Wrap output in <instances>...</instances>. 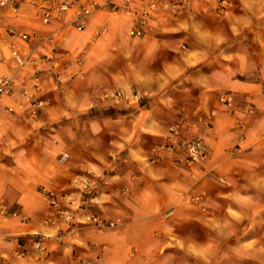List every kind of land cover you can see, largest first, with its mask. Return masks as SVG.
Instances as JSON below:
<instances>
[{
	"label": "crops",
	"instance_id": "0c3cea01",
	"mask_svg": "<svg viewBox=\"0 0 264 264\" xmlns=\"http://www.w3.org/2000/svg\"><path fill=\"white\" fill-rule=\"evenodd\" d=\"M61 1L0 5V264H264V0Z\"/></svg>",
	"mask_w": 264,
	"mask_h": 264
},
{
	"label": "built area",
	"instance_id": "2783aa9c",
	"mask_svg": "<svg viewBox=\"0 0 264 264\" xmlns=\"http://www.w3.org/2000/svg\"><path fill=\"white\" fill-rule=\"evenodd\" d=\"M7 0H1L0 5H6ZM12 3L14 0H10ZM73 0H64L61 1L55 5L48 6L45 11L42 13V21L44 23H48L52 18L59 19L61 15L68 11L71 7ZM114 8V6H113ZM98 9V4L95 1H89L85 4L81 5L78 10L74 11V19L72 20V24L78 31H82L87 24L88 18ZM115 9V8H114ZM55 13V16L53 15ZM130 35L132 36H139L141 35V30L137 27L130 30ZM27 36L23 35V38L25 39ZM13 55H16V52H12ZM14 86V80L12 77L9 76H0V104L1 100L4 96L9 95L12 91V88ZM220 100L224 103H227L228 105H231L230 97L228 94H223L220 96ZM37 106H40L39 103H37ZM1 107V106H0ZM9 111H12L11 108L8 109ZM187 150L189 152V161H196L198 159H204L205 158V146L201 141H192L187 144ZM87 182H83L84 188L87 189ZM50 197H55L53 193H50ZM92 221L95 223V225L101 229L105 226H112L113 223L106 224L105 221L100 218L98 215H93L91 217Z\"/></svg>",
	"mask_w": 264,
	"mask_h": 264
},
{
	"label": "rangeland",
	"instance_id": "374dc122",
	"mask_svg": "<svg viewBox=\"0 0 264 264\" xmlns=\"http://www.w3.org/2000/svg\"><path fill=\"white\" fill-rule=\"evenodd\" d=\"M221 101V100H220ZM222 102V101H221ZM222 103H224V102H222ZM227 104V103H226ZM228 105V104H227ZM230 107V106H229ZM246 110H247V112L249 113V114H252L253 113V111L250 109V107L248 106L247 108H246ZM192 141H201L202 142V140L200 139V138H198V137H193V138H190L187 142H184L183 143V145H184V148H185V150H186V152H187V154H188V157H189V152H188V150H187V144L188 143H190V142H192ZM203 143V142H202ZM204 145V144H203ZM206 149H205V155H206ZM87 182L88 183V181L87 180H84V179H81L80 180V183H82L83 184V182ZM88 185V184H87ZM84 187V186H83ZM86 191H87V189H88V186H87V189L86 188H84ZM198 199V198H197ZM105 221V223L106 224H108V223H112V222H110V221H106V220H104ZM112 226H114V223H113V225ZM112 226H110V225H108V226H105V227H103V228H106V227H112ZM103 228H101V229H103ZM241 230V229H240ZM223 247V249L225 248L226 250H228V246H227V244H224V246H222ZM228 260H225V261H220V263L219 264H228ZM189 264H214L213 263V261H206L205 263H201V262H199V261H196V260H194V259H189ZM215 264H217V263H215ZM237 264H261V262H256V261H248V263H246V262H244V261H237Z\"/></svg>",
	"mask_w": 264,
	"mask_h": 264
}]
</instances>
